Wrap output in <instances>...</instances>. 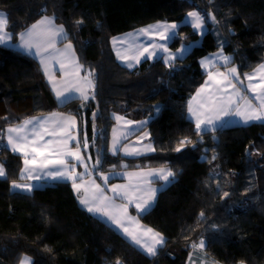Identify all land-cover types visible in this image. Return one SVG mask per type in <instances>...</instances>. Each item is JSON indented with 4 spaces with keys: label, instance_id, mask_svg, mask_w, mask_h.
Here are the masks:
<instances>
[{
    "label": "trees",
    "instance_id": "1",
    "mask_svg": "<svg viewBox=\"0 0 264 264\" xmlns=\"http://www.w3.org/2000/svg\"><path fill=\"white\" fill-rule=\"evenodd\" d=\"M0 10L12 33L11 45L0 44V162L7 172L0 178V264H19L24 256L31 264H264V122L197 133L187 113L189 97L206 77L196 59L222 49L240 75L264 61V0H0ZM191 11L205 17L203 35L185 22ZM43 16L64 25L81 64L94 71V99L59 103L37 59L15 46L19 33ZM163 21L179 25L173 50L192 45L174 67L162 58L135 68L118 61L113 37ZM57 110L78 117L89 151L101 160L97 173L174 170L172 183L139 215L166 239L156 256L87 212L70 182H44L30 193L12 188L23 180V157L5 146V129ZM114 113L148 118L155 151L111 155ZM184 138L192 143L176 152ZM200 240L204 248H193Z\"/></svg>",
    "mask_w": 264,
    "mask_h": 264
},
{
    "label": "snow or ice",
    "instance_id": "2",
    "mask_svg": "<svg viewBox=\"0 0 264 264\" xmlns=\"http://www.w3.org/2000/svg\"><path fill=\"white\" fill-rule=\"evenodd\" d=\"M213 21L217 22L214 15L207 14ZM56 17L44 16L36 21L24 32L19 33V47L33 53L39 59L42 71L47 77L57 100L65 104L72 99L79 98L82 101H88L95 98V84L90 77L94 75L93 70L85 69L75 56V51L71 43L64 45L63 49L58 48L57 42L67 39V31L64 25L55 23ZM189 23L194 30H200L203 35L205 28V17L198 11L187 13L185 21ZM7 14L0 12V44H7L12 40V33L7 31L8 27ZM82 24L83 20L76 21ZM179 25L166 22H157L148 25L146 28L136 30L137 36H146L149 39L153 35H158L160 40L168 41L178 35ZM133 33H127L123 37H113V47L117 44L124 45V52L119 48L116 55L121 60L129 61L127 67H134L139 64L141 59L156 57L159 53L167 55L161 57L169 67H174L177 59H182L184 54L192 45H182L175 52L169 51L167 44H142L129 43V37ZM131 51V56L127 53ZM132 61L135 62L132 63ZM232 57L223 54V50L211 54L210 57H204L201 60L202 67L206 70L208 79L197 89L196 94L188 101L187 111L195 122L197 133H214L222 129L227 124L238 118L242 124L252 122H264V64H261L252 75L245 73L249 83L246 89L255 93L249 99L242 94V88H237L233 80L241 86L244 81L240 79L237 68H228L227 72L212 70V66L222 62L224 65L229 64ZM59 65V70L63 73V78L57 80L53 67ZM81 70L86 75L81 76ZM259 74L261 86L258 88L252 83L253 77ZM255 100L257 103H253ZM93 119L97 113L92 114ZM5 119H7L5 117ZM119 121H125L126 125L146 124L147 121L133 122L125 120L122 116H115ZM77 120L75 116L64 115L62 113H50L46 116H33L22 120L19 124L9 126L6 129V147H9L13 153H18L23 157V167L20 169V176L24 179L39 180L43 177H49L53 180L67 181L77 196L78 202L89 213L106 218V220L115 226L117 230H122V234L130 240L135 246L144 251L147 255L156 256L158 249L162 248L165 243V237L150 227L139 223L137 217L151 209L156 200V194L162 191L168 184L175 179L176 173L170 169H149L148 171L126 172L128 182L125 184H112L108 186V181L115 173H99L106 188L96 182L93 171L101 164L99 157L95 159L94 164L89 167L85 162V156L81 154L80 141L73 131L76 128ZM215 139V137H213ZM202 139V137H201ZM76 144L75 150L70 146ZM121 143L120 137L116 135V129H113V138L111 152L116 154L117 146ZM192 142L188 138L181 139L179 146L174 150L181 152L185 145ZM194 146V145H193ZM84 147H88L87 137L85 134ZM125 155L138 156L144 151H155L150 145L145 146L143 151L130 149L127 146L121 149ZM91 160V156L87 157ZM212 159H216L215 156ZM74 161V162H70ZM77 164L82 165L83 172L77 171ZM116 166L113 165V168ZM125 167H127L125 165ZM7 172L3 164H0V178H6ZM87 177V179H86ZM163 181L159 188L152 187L153 179ZM34 185L31 183L12 182L13 189H20L25 192H31ZM227 192L224 196H228ZM120 200L122 203L117 204ZM136 209L137 217L130 216L129 206ZM201 217L204 213H200ZM126 224L132 225L127 227ZM205 242L199 241V244H193V248H204ZM19 264H31L29 257L21 258ZM115 264H122L119 259ZM243 264V262H241Z\"/></svg>",
    "mask_w": 264,
    "mask_h": 264
},
{
    "label": "crops",
    "instance_id": "3",
    "mask_svg": "<svg viewBox=\"0 0 264 264\" xmlns=\"http://www.w3.org/2000/svg\"><path fill=\"white\" fill-rule=\"evenodd\" d=\"M0 12L5 13L4 11H1V10H0ZM43 17H44V16H43ZM49 17H51V16H49ZM40 19H41V18H40ZM40 19H39V20H40ZM186 19H187V17H186ZM37 21H38V20H37ZM163 22H165V21H163ZM55 23H56L57 25H61V24L57 23L56 21H55ZM166 23L172 24V23H174V22H166ZM33 24H34V23H33ZM153 24H156V23H153ZM153 24H150V25H153ZM175 24L178 25V23H175ZM30 26H31V25H30ZM30 26H29V27H30ZM147 26H148V25H147ZM147 26L140 27V28H137V29L145 28V27H147ZM29 27H27V28H29ZM27 28H26V29H27ZM26 29H25V30H26ZM137 29H134V30H131V31H129V32H126V33H123V34L117 35V36H115V37H123V36H124L125 34H127V33H133V36H132V37H129V43H133V42H134V43H136V44H142V45H144V46H147V45H149V44H153V45H155V44H161V43H164V44H167V47H168L169 51H171V52H175V51H176V50H173V49L170 47V43H171V40H172V39H171V40H168V41H163V40H160V39H159V36H158V35H153L151 39H149V38L146 37V36H137V34H136V30H137ZM207 29H208V23H207V21H206V19H205V28L203 29V33H204L205 31H207ZM25 30H23V32H24ZM7 31H8V30H7ZM197 31L201 34V31H200V30H197ZM8 32H9V31H8ZM177 32H178V29H177ZM9 33H10V32H9ZM67 43H71V44L73 45V43L71 42V40H68V38H67V39L59 40V41L57 42V45H56V46H57L58 48L63 49L64 45L67 44ZM11 44H12V40L9 41V42H8L7 44H5V45H11ZM183 45H187V44H183ZM15 46H16L17 48H19L21 51H23V52H25V53H27V54L33 56V57L36 58L37 61L39 62V59L34 55V51H35V50H33V53H29L27 50H25V49L19 47V40H18V42L16 43ZM112 46H113V43H112ZM181 46H182V45H181ZM181 46H180V47H181ZM180 47H179V48H180ZM73 48H74V51H75V56H76V58L78 59L79 63L81 64V62H80V60H79V57H78V55H77V52H76V50H75L74 45H73ZM117 48H119V50H120L122 53L124 52V45L118 43L117 46H116V48L113 47V49H114V51H115V55H116V50H117ZM179 48H178V49H179ZM191 49H192V46H191V48H190V49L184 54V56L187 55V53H189V52L191 51ZM220 51H221V50H220ZM217 52H219V51H217ZM217 52H214V53H217ZM132 54H133V53H132L131 51H129V52L127 53V55H129V56H131ZM211 54H213V53H210V54H206V55H204V56H201V57H199L198 59H196V61H195V68L197 69V71L200 72V73H205V74H206L205 80L208 79V75H207L206 70L202 67V65H201L200 62H201V60H202L204 57H210ZM223 54L226 55V56H230V55H228L227 53H225L224 51H223ZM166 55H167L166 53H159V55L156 56V57H152V58H148V59H143V58H142V59H141V62L144 61V60H154V59H156V58H161V57H164V56H166ZM184 56H183V57H184ZM116 57H117V55H116ZM230 57H232V56H230ZM117 59H118V61H119L121 64H123V65H125V66H127V63L129 62V61H127V60H121V59H119L118 57H117ZM141 62H140V63H141ZM132 63L135 64L134 61H132ZM261 64H264V61H263ZM261 64H259L256 68H254L252 71L248 72L247 74L252 75V74L254 73V70H256ZM39 65L41 66L40 62H39ZM81 65H82V64H81ZM137 65H138V64H135L134 67H129V68H135ZM232 67L237 68V66H236L235 64H233V60H232L229 64H227V65H224L222 62L217 63V64H215V65L212 66V70H213V71H216V70L218 69L220 72H227V69H228V68H232ZM41 69H42V66H41ZM53 71H54V74H55V77H56L57 80H60V79L63 78V73L59 70V65H55V66L53 67ZM237 71H238V68H237ZM238 72H239V71H238ZM43 73H44V72H43ZM239 74H240V73H239ZM80 75H81V76H84V75H86V73H85L83 70H81ZM44 77H45L46 81L48 82V84H49L51 90L53 91V89H52V87H51V85H50V83H49L47 77L45 76V74H44ZM90 79H92V77H90ZM240 79L244 81V85H243V86H241V85H240L237 81H235V80H233V83L236 84V87H237V88H242V94H243V95H246V96H248L249 99H251V98L255 95V93H252L251 91H249V90L246 89V86H247V84L249 83V81L246 79L245 75H240ZM92 80H93V79H92ZM205 80H204V82H205ZM93 82H94V81H93ZM204 82H203V84H204ZM252 83H253L254 85H256L258 88L261 86V82H260V80H259V74L255 75V76L253 77ZM203 84H202V85H203ZM200 87H201V86H200ZM200 87H199V88H200ZM199 88H198V89H199ZM196 91H197V90H196ZM196 91H195V92L189 97L188 101L192 98V96H194V95L196 94ZM53 93H54V91H53ZM54 95H55V93H54ZM55 97H56V95H55ZM72 100H73V99H72ZM58 102H59V101H58ZM59 103H60V102H59ZM253 103H257V102H256L255 100H253ZM51 113H62V114H64V115L75 116V115H73V114H70V113H68V112H66V111H61V110H57V111H54V112H51ZM187 113H188V111H187ZM49 114H50V113H48V114H43V115H36V116H46V115H49ZM113 116H114V118H115V116H122V117L125 118V120H131V121H133V122H138V121H148V118H146V119H132V118H130V117H127V116H125V115H121V114H118V113H114ZM188 116L191 118V116H190L189 113H188ZM32 117H33V116H32ZM75 117H76V120H77V125H76V128H75L74 131H73V135H76V136H77V139L80 141V145H79V147H80V150H81V154L85 156V162L88 163L89 167H91L92 164H94L95 159H96L98 156L96 155L95 158H93L91 152L89 151V142H88V141H87V142H88V147H87V148L84 147V138H85V136H84V135L81 136L80 131H79V119H78L77 116H75ZM191 119L194 121L193 118H191ZM194 123H195V122H194ZM232 124H242V123H240L239 120H238V118H236V120H234L233 122H231V123H229V124H227V125H232ZM13 126H14V125H13ZM8 127H9V126H8ZM8 127H7V128H8ZM7 128H6V129H7ZM114 128L116 129V135H117L118 137H120V140H121V143L117 146L118 151H117L116 154H113V153L111 152L112 138H113V129H114ZM6 129H5V137L7 136ZM110 135H111V136H110L109 152H110L111 155H114V156H115V155H122V156H124V157H129V158H137V157H141V156H144V155H147V154H149V153L154 152V151H152V152H146V151H144L142 155H138V156H128V155H125V153L121 150L122 147L127 146V147H129L130 149H137V150H141V151H143V149L145 148V146H148V145H150L152 148L155 149V145H154L153 141L150 139V137H151V132H150V130H149L148 128H146V124L140 125V124L133 123L132 125H126V124H125V121H119V122H118V121L115 119V123H114V125H113L112 128H111V133H110ZM6 143H7V140H6ZM70 146L75 150V148H76V144H75L74 142H73ZM88 156H91V160H88V159H87ZM70 162H74V161H70ZM22 167H23V165H22ZM97 167H98V166H97ZM160 168L170 169V170H172V171L174 172V170L171 169L169 166H161V167H145V168H135V169H121V170H118V171H109V172H102V173H104L105 175H108L109 173H115V174H113V175L111 176V178H110L109 181H108V186H110V185H112V184H125V183H127V182H128V179H127L126 176L123 175V173H126V172H138V171H145V172H146V171H148L149 169H160ZM77 171H78V172H83V171H84L83 166L77 164ZM99 173H101V172H99ZM99 173H97V168H96V170L93 171V176L96 177V182H97L98 184H100L102 187H105V188H106V192H107V194H108V195H111V192H110V191H107V187L104 185L102 179L99 178ZM21 178H22V177H21ZM22 179H23V180H21V181H15V182H17V183H31V184H33L34 187H33L32 191L35 189V187H37L38 185H41V183H44V182H51V181H61V180H53V179H51V178H49V177H43V178H41V179H39V180H35V179H31V180H30V179H24V178H22ZM86 179H87V177H86ZM152 179H153V183H152L151 186L154 187V188H159L160 185L163 183V181L156 180L155 178H152ZM62 182H67V181H62ZM168 185H169V184H168ZM168 185H167V186H168ZM16 190H20V189H16ZM20 191H22V190H20ZM159 192H160V191H159ZM159 192H157V194H156V200H157V197H158ZM156 200H155V203H156ZM116 203L119 204V203H122V201L117 200ZM155 203H154V204H155ZM153 206H154V205H153ZM153 206H152V207H153ZM152 207H151V208H152ZM133 208H134L133 206H131V205L129 206V209H128L129 215H130V216L137 217V212H135V213L132 212V209H133ZM134 209H135V208H134ZM135 210H136V209H135ZM91 214H92V213H91ZM140 215H141V214H140ZM95 216H97V217H99L100 219H103L105 222L109 223V222L106 220V218L101 217V216H98V215H95ZM137 219L139 220V223H140L141 225H144V226H146V227H149V226L145 225V224L141 221L140 216H138ZM109 224H110V223H109ZM110 225H112V224H110ZM112 226H113V225H112ZM126 226H127V227H132V225H129V224H126ZM113 227L117 230V228H116L115 226H113ZM150 228H151V227H150ZM152 229H153V228H152ZM154 230H155V229H154ZM118 231L122 234V230H118ZM155 231H156V230H155ZM156 232H158V231H156ZM122 235H123V234H122ZM123 236H124V235H123ZM124 237H125V236H124ZM125 238H126V237H125ZM128 240H129V239H128ZM129 241H130V240H129Z\"/></svg>",
    "mask_w": 264,
    "mask_h": 264
},
{
    "label": "rangeland",
    "instance_id": "4",
    "mask_svg": "<svg viewBox=\"0 0 264 264\" xmlns=\"http://www.w3.org/2000/svg\"><path fill=\"white\" fill-rule=\"evenodd\" d=\"M146 28V27H145ZM0 164H2L1 162H0Z\"/></svg>",
    "mask_w": 264,
    "mask_h": 264
}]
</instances>
